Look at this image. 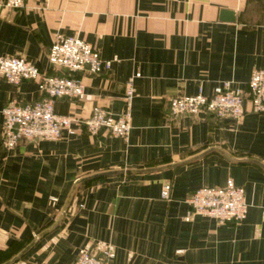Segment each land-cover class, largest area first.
<instances>
[{"label":"crops","instance_id":"1","mask_svg":"<svg viewBox=\"0 0 264 264\" xmlns=\"http://www.w3.org/2000/svg\"><path fill=\"white\" fill-rule=\"evenodd\" d=\"M226 11L227 13H225ZM76 34L111 67L79 71L82 98L60 96L58 112L87 116L94 104L125 108L124 83L135 72L127 138L107 131L56 139L0 140V263L57 217L73 181L90 173L166 165L218 146L235 158L264 163V113L237 119L211 113L171 117L168 100L231 79L246 87L264 66V0H0V55L21 54L50 74H64L47 52L55 33ZM42 95L37 80L0 76L1 108ZM228 180L244 188L245 216L219 222L194 213L187 197ZM171 182L170 197L160 196ZM112 246L108 264H264V168L210 150L186 162L147 171L111 172L80 182L59 223L10 264H71L80 247Z\"/></svg>","mask_w":264,"mask_h":264},{"label":"built area","instance_id":"2","mask_svg":"<svg viewBox=\"0 0 264 264\" xmlns=\"http://www.w3.org/2000/svg\"><path fill=\"white\" fill-rule=\"evenodd\" d=\"M25 0H2V4L15 8ZM48 61L64 68V74H50L41 70L21 54L0 55V76L12 83L23 79L37 80L42 95L27 103L9 100L2 108L0 140L7 148L14 147L19 140L56 139L63 132L74 134L78 130L74 123H81L89 134L107 131L111 135L127 138L131 128V104L134 96L135 72L124 83L125 108L114 113L102 105L94 104L90 113L79 117L58 112L57 98L70 96L82 98L84 87L79 71L99 72L111 67L116 55L102 57L90 42L76 34L55 33L47 52ZM167 113L171 117L211 113L219 118L237 119L247 111L264 113V66L254 68L246 87L236 85L231 79L216 83L212 91L204 93L201 87L193 94H179L168 100ZM171 182L162 184L160 196L170 197ZM189 204L185 219L194 213L214 217L217 221H240L246 214L247 201L244 188L228 180L224 185H202L187 197ZM114 255L112 246H104L100 252L80 247L71 264H108Z\"/></svg>","mask_w":264,"mask_h":264},{"label":"water","instance_id":"3","mask_svg":"<svg viewBox=\"0 0 264 264\" xmlns=\"http://www.w3.org/2000/svg\"><path fill=\"white\" fill-rule=\"evenodd\" d=\"M224 12L227 13L226 11H224ZM210 150H218L221 153H223L225 156H227V157H229L230 159H233V160H251V161H254V162L258 163L260 166H262L264 168V163L261 162L260 160L256 159V158H235V157L230 156L227 152H225L223 149H221L218 146H209L206 149L202 150L201 152H199L197 154H194V155H192V156H190L188 158H185V159L177 161V162H172V163H169V164H166V165L153 166V167H143V168H123V169L103 170V171L90 173V174H87V175H84V176H80V177L76 178L73 181V183L71 185V188H70V190H69V192H68V194H67V196H66V198H65V200H64V202L62 204V207H61L57 217L55 218V220L49 226H47L46 228H44L43 230H41L40 232L35 234L34 237L20 251H18L15 255H13L12 257L8 258L7 260H5L4 262H2L0 264H10V263L14 262L26 250H28L41 235H43L48 230L54 228L59 223V221L61 220V218H62V216H63V214L65 212V210L68 207V204L70 203V200L72 198V195H73V193L75 191L76 186L80 182H83V181H85L87 179H90V178H93V177H96V176H99V175L111 173V172L147 171V170H152V169H156V168H161V167H164V166H167V165H173V164H176V163L186 162V161H189V160L194 159L196 157H199V156L203 155L204 153H206V152H208Z\"/></svg>","mask_w":264,"mask_h":264}]
</instances>
